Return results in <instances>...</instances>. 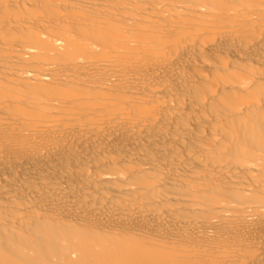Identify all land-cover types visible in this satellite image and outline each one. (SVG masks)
<instances>
[{"label":"bare ground","instance_id":"6f19581e","mask_svg":"<svg viewBox=\"0 0 264 264\" xmlns=\"http://www.w3.org/2000/svg\"><path fill=\"white\" fill-rule=\"evenodd\" d=\"M0 264H264V0H0Z\"/></svg>","mask_w":264,"mask_h":264}]
</instances>
